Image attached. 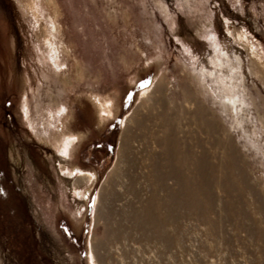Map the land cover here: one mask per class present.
<instances>
[{"label": "rangeland", "instance_id": "374dc122", "mask_svg": "<svg viewBox=\"0 0 264 264\" xmlns=\"http://www.w3.org/2000/svg\"><path fill=\"white\" fill-rule=\"evenodd\" d=\"M163 116L188 175H243L237 197L214 185L191 202L163 176ZM89 253L264 264V0H0V264H91Z\"/></svg>", "mask_w": 264, "mask_h": 264}, {"label": "bare ground", "instance_id": "6f19581e", "mask_svg": "<svg viewBox=\"0 0 264 264\" xmlns=\"http://www.w3.org/2000/svg\"><path fill=\"white\" fill-rule=\"evenodd\" d=\"M50 27H51L50 32L51 31L52 32H57V29L55 27V23L54 22L51 23ZM53 39H54V37H53ZM45 41L46 42L44 44H47L48 49H49V53H48L47 56L51 59L50 61H52V65H53L54 69L58 71V70L61 69V64L59 63V59H58L59 58V51H58L57 48L54 47L53 43H51L50 40L47 39ZM212 69H214V70L216 69L215 64L212 66ZM58 75H62V73L59 71ZM200 75H201L200 76L201 79H204V77H206V76H204V73L203 74L201 73ZM210 76H211V78L218 79L217 75H215L214 73H212ZM59 77H58V80H59ZM47 103L49 104V102H47ZM52 103H55L54 99L52 100L51 104ZM48 106H50V104ZM103 108H105V107H103ZM62 112H63V109L60 112H58L56 116L50 115V117H49L50 121L49 122L52 123V125H51L52 127L56 123H61V117L63 115ZM102 112H103V110H102ZM162 120H163V123H165V126H164V130L165 131H164V136L162 137V139L158 140V142H159L160 145H162L164 147V149L161 151V156H162V158H163V160L165 162V164L163 166V168H164L163 176L164 175H166V176H175L177 181L180 184V187L182 188L181 190L184 191V193L183 192L182 193L185 194L187 199L190 200L191 202H193L194 199H196L198 195H204V194L208 197V200H209V197L211 198V196H210L211 192L210 191H211L212 186H214V185L222 187L226 194L233 195V196L237 197L239 195L240 191H241V190L238 189V187H240V184L244 185V182H245L244 178H243V175H242V178L239 181V183H237V181H235V179L232 176H230L229 178L225 176V174L223 172L224 168H222V166L220 168V171H221L220 177H218L216 179H213L212 177H210L207 174L208 172L206 170L202 171V170H200V168H196L192 172L189 171L190 172V176L188 175V173H187L188 162L185 160V157L183 155H181V153H179V151H178V144H177L178 141L176 142V139L173 136L174 135V129L170 127V124L167 121L168 118L163 116ZM209 129H210V124H209ZM44 132H46L45 129H44ZM73 138L74 137L70 136V137L67 138V140H65L63 142V144H61V148L59 150V153H62L64 158L69 156L68 155L69 154L68 150H69V147L71 145V142H72ZM126 146L127 145L125 143V144H123L122 146L119 147V149H118L119 158H118L117 161L125 160ZM228 150H229V152L232 154V156L234 158H235V156H237L234 147L231 146L230 144L228 146ZM233 157H232V159H234ZM204 164H205V162H204ZM128 167L129 168H126V170H122L120 172H121V174L123 176L127 177L126 179L128 180V183L126 184V189L130 190L131 183H132V181H134V179H132V177L130 176V172L129 171L131 169H133L134 164L131 163V164L128 165ZM205 168L210 171L209 166H208V168L205 166ZM63 170H64V173H65L66 176H68L69 178H73L74 177V179H75V177H77L76 175L79 176L80 172H82L81 170H79L77 168L70 169V168L65 167V166H64ZM156 172H158V171L156 170ZM112 176H113V172H112V175L108 178V180L105 181V184H110L111 185ZM159 177H161V173L159 174ZM175 177H173V178H175ZM78 179L81 180L82 182L84 181V185H87L88 183L91 184V182L94 179V176L93 175H89L87 173H83V174L81 173L80 177H78L77 180ZM77 180H75V182L73 183V187H76V181ZM233 188H234V190H232ZM74 190L77 193V195L79 197H81L82 199H87V197L89 195V192H90L88 190V188L87 189L84 188L82 190H80V188H77V189L75 188ZM151 194H152V196L154 198L153 193H151ZM150 203L151 202H149V205H150ZM151 210L153 211V209H151ZM147 212L152 215V212H150V209ZM140 215H141V213H140ZM154 219L151 221V224H152V222L155 221ZM143 222L144 221H141V220L137 221V223H138L137 225H139V227L141 229L144 228L143 226H145ZM155 222H157V221H155ZM149 223L150 222L148 221V224ZM151 224H150V226H151ZM145 228H147V227H145ZM88 259H89L91 264H95V261L93 259L92 253H89Z\"/></svg>", "mask_w": 264, "mask_h": 264}]
</instances>
